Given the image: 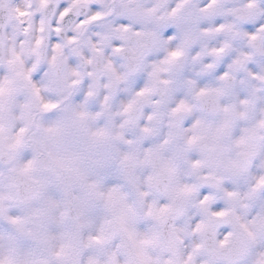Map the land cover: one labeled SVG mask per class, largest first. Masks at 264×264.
Returning <instances> with one entry per match:
<instances>
[{"label": "clouds", "instance_id": "clouds-1", "mask_svg": "<svg viewBox=\"0 0 264 264\" xmlns=\"http://www.w3.org/2000/svg\"><path fill=\"white\" fill-rule=\"evenodd\" d=\"M0 264H264V0H0Z\"/></svg>", "mask_w": 264, "mask_h": 264}]
</instances>
